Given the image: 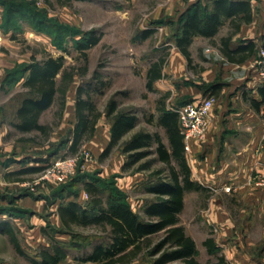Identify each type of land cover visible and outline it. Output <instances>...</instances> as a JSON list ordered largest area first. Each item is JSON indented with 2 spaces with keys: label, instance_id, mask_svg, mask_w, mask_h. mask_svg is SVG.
<instances>
[{
  "label": "rangeland",
  "instance_id": "1",
  "mask_svg": "<svg viewBox=\"0 0 264 264\" xmlns=\"http://www.w3.org/2000/svg\"><path fill=\"white\" fill-rule=\"evenodd\" d=\"M24 1L33 3L35 9L40 13V18L45 19L41 24L42 27H47L48 29L37 31L33 24L21 20L19 24L21 29H16V38L9 36L2 38L1 36L3 35H1L0 73H2L3 68H12L19 63L31 61L32 56H35L38 60H43L49 55L55 57L63 55L66 67L68 69L75 67L76 74L74 81L68 88L64 108L63 96L59 94L54 105L44 112L42 121L52 128L48 139L39 131L22 133L12 128L5 140L6 142L0 144V160L6 162L9 159H16V162L8 171L22 168L24 165L19 162V159L27 157H29L28 160L32 164L46 165L41 171H33L18 176L21 179L19 182L14 181L19 179L17 176L13 178L14 180L8 181L0 178V208L10 209L15 215L21 214L17 217H21L28 225L25 232L29 236L27 237V234L25 235L23 231L21 232L18 229L21 247L29 255L24 256L18 252L9 235L6 232H0V264H33L29 257L37 256L43 247L49 245L46 235L43 234L41 229H37L41 225L47 227L51 232H53V228L59 229L58 231L60 232L57 233L60 236H58L69 242L73 240L77 243H83L81 236L106 235L104 232L99 231L97 227H77L75 232L80 236L75 238L72 234L65 232L62 229V225L59 226L55 223L54 209H57V205L61 200L55 201L54 191L71 182L74 177L82 172H90L104 178L110 176V168L106 171L105 169L112 163L117 152L122 155L119 152L121 147H117L109 157L101 161L99 156L97 157V152L93 146L94 142L91 139L85 141L77 153H70L67 146H61L60 140L70 134L74 128V124L69 123L65 119V112L68 104L77 101L78 88L80 86L84 90L83 97L91 98L97 105L98 110L103 112V116L99 120L102 125L101 130L112 121L111 117L106 116V110L110 101L115 98L119 102L120 110L134 111L140 117L138 125L129 132L127 137L137 131L146 130L159 132L166 140L165 129L159 124L160 102L165 99V104H168L169 99L165 98V95L169 91V85L174 88L175 92L179 91V87L172 82L174 79L166 71H164L165 77H163L164 79L160 82L159 87L156 86L153 90H150L147 87V81L148 70L155 61L161 57L165 58L164 69L170 63L169 57L173 47L172 43L174 42L171 40L174 31L170 24V19L175 21L179 18L184 8L182 0ZM160 20H163L164 23L157 22ZM91 29L98 31L101 35V40L87 50L88 60H86L81 51L77 49L74 39H80ZM152 29L154 30L153 34L151 33L150 36L145 37V31ZM50 30L53 31L51 35L46 33ZM207 44H211V42L203 38L195 42V65L190 66L192 75H198L204 67L210 66V62L202 59L203 55L201 53V48ZM61 75L62 72L58 74L59 81ZM191 77L192 79L194 78V76ZM6 90L8 89L6 88ZM6 90L0 91V104L6 103L10 95L12 96L15 92L21 91L22 88L19 85L9 92ZM210 94L213 93H208L207 95ZM215 95L218 97L217 94ZM173 103L171 102V104ZM62 109L63 115H60ZM57 149H59V152L51 155ZM49 155H51L49 157L51 160L48 164L36 162L40 157H48ZM70 157H78L79 160L75 172L68 178L66 183L56 184L46 182V178L41 179L48 171L56 168V160ZM120 158L127 160L126 156H121ZM148 161H152L151 168L139 173L140 182L134 184L133 187L122 185L124 190L126 189L125 191L132 205L138 211L143 205V200L147 201V199H150L145 188L149 181L154 179L153 172L163 169L164 173L162 176L167 175L169 173L167 164L160 161L157 154L153 153L128 171L123 172V174L112 172L113 174H119L117 181H121L123 175L134 176L132 175V169H136L142 163ZM5 171L4 165H0V176L4 175ZM261 175L260 172L254 171L251 183L256 186H262L257 184ZM74 187L80 191L83 186L82 183H78ZM24 192L30 193L29 197L22 196ZM80 197V201L83 202L87 199L85 194L82 198ZM204 199L203 195L193 193L188 198L190 209L197 206V211H199V208L202 209L205 205ZM226 202L237 222L234 230V233H237H233L234 235L230 236V240L234 245L240 243L236 241L245 239L243 228L247 220L253 222L255 226L253 233L257 242H264V238L259 234L261 224H264V215L251 213L241 217L240 212L247 204L244 199L235 195L230 194ZM13 214L8 216L16 217ZM195 219H198L201 228L209 237H213L217 241H221L225 237L220 227L206 224L204 219H200L199 214H196ZM26 224L24 223L25 226ZM199 230L202 231L201 229ZM79 245L82 244L80 243ZM261 247V245L254 247L256 253H261ZM90 248V246L87 247L88 250ZM202 249L203 251L198 253L201 264H212L217 262L221 256H224L222 247L216 253H211L209 250L207 252L206 248ZM83 253H85L83 246H69L70 255L60 264H93L92 262L83 263L75 258ZM152 261V257L145 252L130 264H152ZM176 263L172 262L169 264ZM224 264H229L226 258Z\"/></svg>",
  "mask_w": 264,
  "mask_h": 264
},
{
  "label": "trees",
  "instance_id": "2",
  "mask_svg": "<svg viewBox=\"0 0 264 264\" xmlns=\"http://www.w3.org/2000/svg\"><path fill=\"white\" fill-rule=\"evenodd\" d=\"M0 4L5 6L3 27L8 32L12 31V38H16V29H21L19 28L21 20L33 24L37 31L48 29L42 27L41 24L45 19L40 18V13L35 9L32 2L0 0ZM241 14L243 15L238 18V21H252L253 14L249 0H215L212 8L209 5L204 6L198 1L182 10L177 20L172 21L170 19L174 31L171 40L176 42L188 58L191 66L190 45L194 38L198 35L213 38L224 23L223 17L240 16ZM157 22L164 23L163 20ZM52 32L50 30L46 33L51 35ZM153 32V29L147 30L144 35L148 37ZM74 40L77 49L88 60L87 50L100 42L101 35L96 29H91L80 39ZM222 41L227 47L229 38H223ZM250 45L252 51L256 46L255 42L251 41ZM224 51L232 61L245 58H238L236 50L231 51L234 54L225 49ZM164 64L165 58L161 57L149 68L148 89L153 90L155 81L164 76ZM61 72L59 81L58 74ZM75 74L76 68L68 69L63 55L57 57L49 55L43 60H38L32 56L31 61L19 63L8 69L1 82L0 90L3 91L7 88L6 91L9 92L17 87L20 81L23 79L24 81L21 85V91L15 92L6 103L0 104V125L7 123L22 133L39 131L48 139L52 128L48 124L41 123V116L54 105L59 94L63 96L64 108L65 97L69 86L74 81ZM210 88L212 89L213 86L208 87V89ZM259 91L264 98V85L259 87ZM83 93V87L80 86L76 101V125L70 134L60 140L61 146H67L70 153H77L85 141L94 137L97 129L96 124L103 116V112L98 110L95 102L91 98L83 97ZM167 97L168 93L165 95V98ZM163 100L160 102L159 124L166 129L169 145L164 142L159 132L146 130H140L131 138L124 140V136L138 125L140 118L134 111L120 110L118 100L113 98L106 110V116L112 118V137L108 146L99 156L102 161L109 157L117 147H121L122 152L128 155V160L122 166L123 172L128 171L153 153L157 154L160 161L167 164L169 173L162 176L163 169L154 171V179L146 185V191L155 195L145 205L147 218H143L140 213L133 209L127 192L118 185L117 176L119 174H112L104 178L90 172L79 173L71 182L66 183L65 181L66 184L53 193L55 201L61 200L58 212L62 220V229L75 238L80 236L75 232L77 227H97L106 235L81 236L84 242H80L82 245H79L80 243L73 240L69 243L58 240L56 234L60 232L59 229L53 228V232H51L47 227H42V232L48 238L50 245L43 247L38 252L37 257H31L33 264H59L67 258L69 246L72 245L75 247L83 246L85 253L75 257L83 263L129 264L146 252L152 257V264H169L172 262H177L176 264H201L197 257L196 241L187 233L185 226L180 223V213L184 208L185 192L199 190L203 187L199 182L192 179V169L186 156L179 113L167 108L165 99ZM60 115H63V109L60 111ZM58 152L59 149L53 151L51 155ZM51 155L40 157L36 161L41 164H48ZM28 158L19 159V162L24 166L12 171L8 177L16 178L17 176L19 178L17 180H21L18 176L33 171H41L46 166L27 165L30 163ZM174 161L176 165L173 163ZM11 162H16V159H9L5 164ZM151 164L152 161H148L132 170L133 172L147 170L151 168ZM78 183H82L83 186L80 191L74 187ZM82 190L89 195V199L84 203L78 200ZM29 194L24 192L22 196ZM21 212L23 213V211ZM0 214L12 215L13 212L7 208H0ZM19 215L13 214L16 217ZM8 225L9 222L0 221V226L8 228L10 227ZM9 234L18 251L26 254L12 229H10ZM205 245L211 253L221 250L213 237H208L205 240ZM88 246L91 247L89 250L87 249ZM224 263L225 257L221 256L217 262L212 264Z\"/></svg>",
  "mask_w": 264,
  "mask_h": 264
},
{
  "label": "crops",
  "instance_id": "3",
  "mask_svg": "<svg viewBox=\"0 0 264 264\" xmlns=\"http://www.w3.org/2000/svg\"><path fill=\"white\" fill-rule=\"evenodd\" d=\"M198 1L204 6L209 5L210 8L214 6L215 2V0H182V6H184L183 10ZM249 1L252 7V21H238V18L243 14L240 16L223 17L224 23L213 38L202 35H198L194 38L193 43L190 45L192 54L191 67L195 65V42L201 38L211 42V44L203 46L201 48L202 50L200 49L203 55L202 59L210 62V66L204 67L202 72L198 75H192L188 58L174 41L169 57L170 63L166 65L165 69L163 68V77H165L164 71L168 72L171 78L174 79L172 82L179 87L178 92H175L171 85L168 87L169 91H167V98L169 101L166 107L169 109L177 111V108L183 106V104L188 101L203 98L208 93L218 95V97L215 95L218 102L212 110V122L205 138L191 139L189 149L186 147V140L184 138L187 160L192 169V179L199 182L203 188L185 192L184 208L180 213V223L185 226L187 233L196 241L198 253L203 251L202 248H206L208 252L209 249L205 245V240L209 236L206 235V232L201 228L198 219H195L196 214H199L200 219H204L206 224H213L218 228L220 227L225 237L221 241L215 239V242L219 247H222L224 256L229 264H264V242H257V239L254 237L253 232L255 226L253 222H249V220L245 221V227L243 228V236L245 239L236 241L240 242L238 245H234L230 240V236L234 233L237 222L231 214V210L226 202L230 194L235 195L244 199L247 204L240 212L241 217L251 213L264 215V186H256L251 183L254 171L264 175V98L259 91V87L264 85V80L252 67L258 47L264 45V0ZM4 14L5 6L0 4V36L3 35L1 36L2 38L4 36L12 37V31L8 32L3 27ZM223 38H229L227 47L222 41ZM251 41H254L256 45L252 51L250 47ZM224 49L229 53L239 49L236 54L237 57L245 58L243 60L232 61L225 54ZM10 68L11 67L2 69L3 71L0 73V86L5 78L7 69ZM190 75L194 76V78L192 79ZM163 77L155 81L154 87H159L160 82L164 79ZM23 81L24 79L18 83V86H21ZM209 86H213V88L208 89ZM10 98L11 95L9 99ZM171 102L174 103L171 104ZM258 102H260V104H257ZM65 113V119L69 121V123H73L75 127L77 122L76 102L68 104ZM43 115L44 113L40 119L41 123H43ZM160 115L161 113L159 110V118ZM101 126L100 121H98L96 124L97 129L95 136L91 138V141L94 142L93 146L95 148L94 150L97 152V157L100 156L102 151L108 146L112 137L111 121L109 124H106V127L102 130ZM162 127L165 129L164 126ZM11 130L12 127L7 123L0 125V144L6 142L5 140ZM129 132L124 136V140L131 138V136L136 133L127 137ZM163 140L169 145L168 136L167 140L164 137ZM119 152H121L122 155L117 152L112 163L105 169L106 171L110 168L111 175L114 172L123 174L122 166L128 160V155L123 153L122 149L120 150L119 148ZM121 156H126L127 160L125 161L120 158ZM0 161L2 162L0 165H4L6 169L4 175L0 176V178L4 181L14 180L8 177V174L20 168L8 171L15 162L5 164L4 160ZM173 163L176 165L175 161ZM27 165L35 164L31 162ZM142 171L132 172L134 176L123 175L121 181H118V185L123 190L124 185L133 187L134 184L140 182L138 175ZM14 181L19 182L20 180ZM146 193L149 194L150 199H147V201L143 200L140 211H138L130 201L133 209L140 213L143 218H147L145 213L146 203L152 200V196L155 197L151 192L146 191ZM193 193L201 194L205 197V205L202 209L199 208V211L196 209L198 206L192 209L189 207L188 198ZM84 194L87 196L85 200L87 201L89 195L84 190L81 191L80 198H82ZM25 197H29V195ZM78 200L80 201V199ZM80 202L84 203L83 201ZM59 204L54 211L56 216L55 223L60 226L62 225V220L58 212ZM0 221L9 222V230H7L8 228H6V226L5 228L0 226V232H6L9 237L10 229H12L18 239V229H20L21 232L23 231L25 235L27 234L25 231L28 225L21 217H9L7 214H0ZM42 227L43 225L37 227V229L39 228L42 230ZM260 230L259 234L264 238V224H261ZM236 233L237 232L234 234ZM58 235L57 233L56 238L58 240L69 243V241L61 239L59 237L60 235ZM26 236L29 237L28 234ZM260 245L262 246L261 253L258 254L254 247ZM19 253L24 256H29L26 251V254L22 252ZM69 255L68 250V256ZM31 257H29L30 260Z\"/></svg>",
  "mask_w": 264,
  "mask_h": 264
},
{
  "label": "built area",
  "instance_id": "4",
  "mask_svg": "<svg viewBox=\"0 0 264 264\" xmlns=\"http://www.w3.org/2000/svg\"><path fill=\"white\" fill-rule=\"evenodd\" d=\"M252 67L257 74L264 80V45L258 47L253 59ZM215 95L210 94L197 100L186 103L177 108L179 113V122L181 131L186 140L187 149L190 148L191 139H204L211 126L212 110L216 105ZM78 157L58 159L55 161V167L48 171L41 179L46 178V182L62 183L75 172L78 165ZM257 184L264 186V176L259 177Z\"/></svg>",
  "mask_w": 264,
  "mask_h": 264
}]
</instances>
